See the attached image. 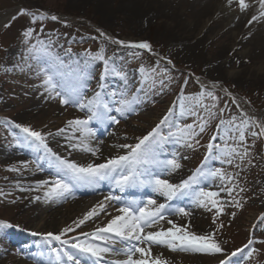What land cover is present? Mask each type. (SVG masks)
<instances>
[{"label": "rangeland", "instance_id": "rangeland-1", "mask_svg": "<svg viewBox=\"0 0 264 264\" xmlns=\"http://www.w3.org/2000/svg\"><path fill=\"white\" fill-rule=\"evenodd\" d=\"M151 1L153 0H0V23L6 17L17 15L21 8L33 12L44 11L49 15L55 14L60 17V20L54 23L50 19L45 21L44 33H41L39 38L47 40L49 36L51 37L55 42L54 51L60 54L68 71L78 68L84 70L86 87L83 92L86 97H90L98 90L104 65L100 61L90 60L83 54L86 51L96 52L102 44L106 55L111 57L113 62L127 74V88L137 92L140 97L141 102L137 105V110L123 117L118 116L120 121L118 124L95 120L90 123L89 127L93 129L92 138L94 139L90 138L89 143L96 141L105 146L104 150L97 154L98 158L83 152L73 156L76 153L68 147L63 136H58L57 140L55 137L54 141L53 137H49V147L62 157L82 163L94 160L101 163L111 156L124 154L126 150L118 146L124 143L134 144L138 137L146 135L159 123L169 108L173 109L181 125L198 122L197 115L179 116L181 105L184 104L187 108L188 104L184 98L196 96L199 88L212 82H218L219 86L215 91L227 97L228 94L221 88H231V92L236 91L250 96L253 106L259 108L255 116H264V54L258 55L259 51L254 50L255 53L244 55L246 47L235 46V42L231 41L230 37H226L232 30L229 29L231 28L229 22L235 13L240 11L239 8L235 4L229 8L226 0L224 2L222 0L219 2L218 10L214 9V14H210L209 18L207 17L200 26L195 28L189 21V16L193 14L189 6L194 3L193 0L175 1H179L177 7L180 9L178 12L180 18L178 19L168 18L161 13V10L147 6ZM183 1H185L184 5ZM139 2L144 4L135 5ZM251 17L252 15L247 17L245 26L249 24ZM29 20V16L20 15L15 20L10 19L8 27L0 28V221L13 225L11 228H0L2 247H0V264H42L47 258L48 246L44 244L41 236H34L31 233H57L65 226L72 225L73 221L82 218L92 208L88 201L85 207L80 208L74 198H71L73 194L59 200H50L53 204H48L49 201L43 198V189L20 191L21 187L35 188L37 181L50 179L51 171L48 168L50 172H46L44 178H39L35 174L38 164L31 163L37 159L35 154L29 155L23 152L21 156H5L10 151L13 152L15 148H22L16 143V138L23 136V133L15 128L14 124L30 126L45 133L49 131L54 133L58 128L63 127L67 120L83 119L87 116L86 111H80L71 105L61 106L58 100L47 99V93L39 86L41 80L37 77L35 70L27 69L23 59L26 55V45L23 43L22 32L29 26ZM65 20L68 22L67 25L63 23ZM59 22L62 24H55ZM36 28L39 32V25ZM97 29L114 39L125 42L146 41L151 45V52L121 47L102 40L99 38ZM93 34H96L95 38L92 37ZM60 38L69 40L74 38L77 45L72 47L70 41L63 42ZM90 42H92L91 45H89ZM236 45H238L237 41ZM69 48L71 53L66 54ZM168 60L171 64L167 63ZM86 61H88L87 67H85ZM147 61L158 67L155 68V72L149 73L150 79L142 82L143 77L138 69L141 65L146 69H152ZM28 63L33 62L28 61ZM21 68L25 70L21 71ZM161 68H167V75L171 78L164 79L163 84L160 83L163 78L160 75ZM68 79L70 80L71 76ZM152 83L158 86H152ZM106 84L109 91H121L125 87L124 81L114 75L107 78ZM148 85L150 89L153 87L154 89L149 90ZM139 89L143 91L140 92ZM228 99L230 103L219 97L216 110L224 108L227 104L221 117L225 120L232 117L236 108L243 112L240 106L237 107L238 103L233 104L232 99L230 97ZM204 102L211 103L207 99ZM242 106L245 105L242 104ZM199 111L200 116L207 117L203 109ZM113 115L116 114L113 113ZM219 119V116L212 119L204 133L197 137L202 144L201 148L197 149L198 145H195L189 149L176 143H167L163 145L166 154L160 159H170L173 152L177 153L181 168L175 172L183 174L187 179L204 161V153L205 155L207 153L205 147L209 143L207 141L217 135L216 125ZM6 121L12 123L9 124ZM170 130L175 129L174 127L165 128V134ZM222 137L223 131L212 142L222 146L224 143ZM262 138L264 140V137ZM256 140L257 138L250 135L246 137V143L250 145V156L239 168L227 164L221 165L218 161L209 162L211 168L223 167L228 173H239L231 184L210 179L200 185L206 190L219 192L217 199L223 205V211L216 218L215 224H213L215 209L208 210L194 201V207L184 208L189 212L188 216H179L173 220L178 226L188 225L189 230L198 235L223 225L219 227L216 238L228 254L237 249H243L249 239L264 240V223L258 222V218L264 213V145L258 146ZM84 158H87V161ZM248 160L251 163H248ZM23 161L30 162L27 168L21 167ZM235 163L239 164L240 161L237 159ZM44 165L47 166V163ZM12 166L20 170L9 171ZM225 185L237 186L229 195L225 191H220V187ZM82 187L84 186L78 187L79 196L88 197L89 195L82 192ZM85 187L90 188V186ZM110 188V186H104L100 188V191L105 192L103 195H113ZM115 194L125 200L123 191L115 192ZM37 196L41 198L34 199ZM113 207H119V204L115 201L110 203L108 212L111 214L115 213ZM195 208H197L196 213L192 214L191 211ZM65 209L70 212H64ZM55 212L64 213L63 216L60 214L51 220L45 218L46 215L50 217V214ZM197 213L201 216L200 218L195 215ZM41 218H44L45 222L40 220ZM99 218L102 226L110 219V216L102 214ZM25 224H27L26 228H24ZM84 228H86L85 225H82L68 236L95 230V228H88L89 230L83 231ZM80 238L83 239V237ZM52 246L57 249L62 247L58 242H53ZM250 247L259 251L254 252L251 257H248V249L238 252L235 257H232L230 264H264V244L254 243ZM41 253L45 255L41 256ZM169 256V264H218L221 258L220 254L180 251H170Z\"/></svg>", "mask_w": 264, "mask_h": 264}, {"label": "snow or ice", "instance_id": "snow-or-ice-1", "mask_svg": "<svg viewBox=\"0 0 264 264\" xmlns=\"http://www.w3.org/2000/svg\"><path fill=\"white\" fill-rule=\"evenodd\" d=\"M258 3V14L252 15L249 24L264 17V0H256ZM236 5L241 12H246L251 5L247 0H226V5L231 8ZM27 15L30 17L29 26L22 32L23 43L26 45V55L23 57L27 64V69L36 72L40 78V87L47 93V99L58 100L61 106L71 105L80 111H86V118H75L66 121L65 125L58 128L54 133H47L35 130L30 126L14 124L23 136L16 138L19 146L31 149L33 153H42L31 163H37L38 168L43 170L44 165L39 161H45L51 171V178L36 182L35 188H23L20 191H36L43 189V198L45 201L59 200L70 196L73 190L80 186L99 187L101 182L107 181L120 191L127 188H149L158 196L165 199V203H158L157 199L149 197L146 202L140 200H123L121 197L109 194L99 201L82 218L73 221L72 225L65 226L59 232L37 233L32 232L34 236H41L45 245L48 246L46 260L42 264H169V261L163 254L155 255L152 246H163L170 251L194 252L220 254L221 258L218 264H230L232 257L238 252L248 249V257L258 249L251 248L254 243L264 244V240L255 241L249 239L243 249H237L231 254L226 253L221 242L216 238L218 228L198 235L189 230L188 225L178 226L173 220L168 219L166 223L170 227L159 230L153 229L160 221H165V213L178 216H188L189 212L183 207L173 208L167 202L176 198L191 195L193 201L201 207L208 210L215 209L213 224L216 218L223 211V205L217 197L219 192L206 190L201 187L202 182L208 180H219L231 184L239 173H228L223 167L211 168L210 161H218L221 165L227 164L236 168L241 167L244 161L250 156V145L246 143V137L254 138L264 137V121L255 116L241 112L240 117L232 116L230 119H219L216 125L217 135H214L207 144V153L201 165L195 171L183 179L180 183H172L169 179L161 178L155 169H162L165 173L175 171L181 168L178 161V154L173 152L172 158L160 159L163 145L167 143H176L189 149L199 144L197 139L204 133L206 127L212 119L223 117L227 108H219V97L215 94L218 88V82H212L204 85L194 97H186L188 107L181 105L179 116L197 115L198 122L181 125L178 122L172 108L160 119L151 131L142 137H138L134 144L124 143L118 147L126 150L124 154H118L106 158L104 162L97 163L88 161L79 162L74 159H68L54 152L48 143L49 137L63 136L71 150L90 153L92 157L98 158L100 149L93 148L89 143L90 138L94 136L93 129L89 127L92 121L108 122L118 124V116L123 117L128 113L137 110L140 104V97L137 92L127 88V74L123 72L105 52L102 44L96 52L86 51L90 60L100 61L104 65V71L101 73L98 90L90 97L84 95L85 72L83 69L68 71L67 66L62 60L60 54L54 51L55 42L49 36L47 40L40 39V34L44 33V22L47 20L58 21L60 17L55 14L49 15L44 11H30L24 8L19 9L17 16ZM13 16L12 19H17ZM67 25V21H63ZM39 25V32L36 26ZM9 25L6 24L5 27ZM99 38L107 40L110 43L127 47L130 49H142L151 52V45L148 42H125L114 39L102 30L97 29ZM33 40L35 42L33 43ZM71 49H67L66 54H70ZM138 56V53H131ZM32 61L33 63H28ZM171 64V61H167ZM88 61L85 62L87 67ZM24 71V68L20 69ZM138 71L143 77L142 82L150 79L149 73L155 72V67L146 69L143 65ZM167 68L160 69V75L163 77L160 81L163 84L164 79H171ZM119 77L124 81L125 87L121 91H109L106 80L109 76ZM71 76L69 80L68 77ZM187 84V80H185ZM138 91L142 92L143 89ZM226 91V90H224ZM211 103H204L205 100ZM233 104H237L232 99ZM237 107L239 105L237 104ZM203 109L207 117L200 116L199 110ZM115 113L116 115H113ZM11 124V121H6ZM174 131H168L165 134V128H173ZM198 129V130H197ZM258 129V130H257ZM223 131V145L214 144L219 133ZM78 133V135H77ZM231 141V143H229ZM240 163L236 164L235 161ZM29 161L21 162V167L27 168ZM248 163H251L248 160ZM12 166L9 171H19ZM237 185L221 186L220 191H225L229 195L235 190ZM243 191V189H241ZM37 196L34 199L39 200ZM115 201L119 207L115 209L116 214L108 212L110 203ZM237 206H239L237 202ZM110 216L106 223L98 225L92 232H80L78 235L68 236L69 233L76 232L77 229L85 225L86 222L100 215ZM258 222L264 223V213L258 218ZM13 225L6 221H0V228H11ZM67 237V238H65ZM80 237H83L81 239ZM53 242H58L62 247L57 249L53 247ZM119 245V246H118ZM44 256L45 253H41ZM124 257L122 259H110L105 262L106 256Z\"/></svg>", "mask_w": 264, "mask_h": 264}, {"label": "bare ground", "instance_id": "bare-ground-1", "mask_svg": "<svg viewBox=\"0 0 264 264\" xmlns=\"http://www.w3.org/2000/svg\"><path fill=\"white\" fill-rule=\"evenodd\" d=\"M175 1L176 0H153V1L149 2V4L147 6L154 7L155 9H158L159 11L161 10V13L165 14V16H167L168 18L178 19V18H180L179 14H178V12H180V9H178L177 3L181 0H179L178 2H175ZM220 1H222V0H193L194 3L191 4V6H189V7H191L190 8L191 12H193V14L191 16H189L190 25L192 24V26L195 28L200 26L203 20H205L207 17L209 18L210 14L213 13L214 9L218 10V8L220 6L219 5ZM224 1L225 0H223L222 2H224ZM248 2L251 5V7L246 12L239 11V12L235 13L233 19L229 22L230 27H231L229 29H232V30H230L227 33L226 37L227 38L230 37L229 39H231V41L235 42V46H244V48L246 47L245 51H244V55L253 54V53H255L254 50L259 51L258 55H261V54H264V17H260L258 20L252 22L251 25L248 24L245 26L244 24L247 22L248 16L258 14V3H256V0H248ZM184 3H185V1H183V5H184ZM143 4H144L143 2H139L138 4L136 3L135 5H143ZM9 19H10L9 17H6L0 23V28L3 27L8 22ZM233 34H234V38H233ZM236 41H237L238 45H236ZM240 48H238V49H240ZM54 139L55 138H52L53 141H54ZM57 139H59L58 136L56 137V140ZM90 144H93L92 145L93 148L98 147L100 149V151L104 150V147H105L103 144H100L99 142H96V141L95 142L92 141ZM25 150L26 149L15 148V150L13 152L10 151L5 156L6 157H12L14 155L21 156V154ZM78 152H80V151L74 150V153H76V154L73 156H78L77 155ZM86 154H90V153H86ZM80 155H81V153H80ZM84 160L87 161V158H84ZM90 160H91V158H90ZM43 169H45V167H43ZM155 170L161 171V169H155ZM42 172H44V171H42ZM37 175L39 178H44V175H42L41 173H37ZM166 175L169 179H171L173 181L181 180L180 179L181 176L178 173H170V174L166 173ZM74 197L76 199L75 203L80 208L85 207L86 206L85 204L87 201H88V204H90L93 207L99 201H102L104 199L101 196H96V197L92 196V197H85V198H80L78 196H74ZM163 199H164V197H163ZM178 199H181V197L176 198L173 201H176ZM48 204H53V202H50V200H49ZM177 204H179L178 201H177ZM69 208H71V206H69ZM64 212H70V211H68V209H65ZM64 212H62V213L55 212V213L50 214V217H48L46 215L45 218H47V220H48V218L51 220L54 216L56 217V216H59L60 214L63 216ZM191 213L192 214L196 213V210L193 209L191 211ZM115 214H116V212L114 214L112 213V215H115ZM195 215L199 216V218L201 217L198 213ZM40 220L44 221L45 219L41 218ZM171 220H176V219L171 218ZM100 223H101V219L99 217L93 218L91 221H89L85 224L86 228H84L83 231L89 230L88 228H96L98 225H100ZM170 226L171 225H168L166 223L163 225H156V226H154L153 229H149V230H159L160 228L166 229ZM26 227H27V224H25L24 228H26ZM0 247H1V245H0ZM152 247H153V253L155 255H159L162 253L163 256L170 263V256H169L170 250L169 249H167L166 247H163V246H152ZM110 259H111L110 257H107V256L105 257V260H110ZM17 264H25V263H17Z\"/></svg>", "mask_w": 264, "mask_h": 264}]
</instances>
